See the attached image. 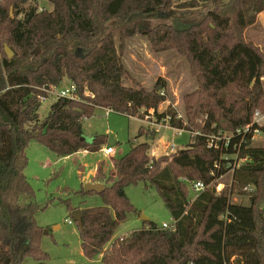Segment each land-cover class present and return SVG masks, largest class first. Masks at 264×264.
<instances>
[{"label": "trees", "instance_id": "trees-1", "mask_svg": "<svg viewBox=\"0 0 264 264\" xmlns=\"http://www.w3.org/2000/svg\"><path fill=\"white\" fill-rule=\"evenodd\" d=\"M28 1L34 6L26 10ZM49 1L51 11H40L38 0H0V48L7 46L14 53L9 59L6 50L0 52V264H25L27 257L35 264L50 260L40 246L45 231L36 221L43 209L25 173L33 141L61 157L99 152L109 135L85 140L83 130L84 121L99 108L132 118L154 111L158 122L170 118L172 129L199 130L191 115L185 123L172 108L159 114L167 101L166 94L161 95L167 91L162 78L151 91L133 80L132 86L127 84L132 78L123 63L122 46L116 44L115 33L132 16L155 15L172 0ZM211 1L188 0L180 7L195 10ZM229 1L221 13L210 14L213 38L206 34L207 20L192 30H172L169 36L170 43L198 64L202 91L209 98L225 91V98L215 100L222 113L207 112L201 133L172 156L155 158L148 142L133 141L126 155L112 160L109 174L104 163L98 164L93 182L103 184L104 191L98 194L82 187L72 195L97 196L101 205L84 209L73 207L71 200L66 204L71 216L82 213L83 226H77L89 260L101 256L103 264H264V147L252 142L254 130L260 128L264 134V126L253 124L255 111L264 113V55L243 39L264 13V0ZM235 28L238 33L231 34ZM64 79L76 85L80 100H59L41 121L38 97ZM198 108L202 110V104ZM222 120L231 134L248 126L251 130L210 148L209 137L217 135ZM234 156L247 160L234 171L237 186H256L248 205L232 203L234 187L216 192L218 180L234 167ZM182 179L203 183L205 191L191 200L193 191ZM139 184L156 189L176 228L162 229L145 221L143 229L114 239L121 224L139 215L126 193Z\"/></svg>", "mask_w": 264, "mask_h": 264}, {"label": "rangeland", "instance_id": "rangeland-1", "mask_svg": "<svg viewBox=\"0 0 264 264\" xmlns=\"http://www.w3.org/2000/svg\"><path fill=\"white\" fill-rule=\"evenodd\" d=\"M186 1L188 0H172L170 6L152 16L142 14L137 17L132 16L120 31L115 33V37L117 47L122 46V51H120L123 63L132 78L127 81V84L132 86L133 80L141 87L151 91L157 80L162 78L167 84V91L164 90L167 101L159 107V114L172 108L176 112L177 119L183 120L185 123L188 122L191 115L192 119L195 118L199 130H194V132L185 130L180 133L170 126H168L169 128L164 127L161 122L157 121L154 114L150 120H147L145 116L132 118L114 111L107 115L106 110L99 108L94 117L83 123L84 139L90 140L96 135H104L108 132V135L115 137L116 143L114 145L107 144L104 147H112L115 150L114 155H106L103 150H100L94 153L80 151L69 157H61L37 141L30 144L27 152L29 164L25 173L35 192V201L43 209L37 214L36 221L38 226L45 231L41 237L40 246L44 252L49 254L48 264H103L101 256L89 260L83 255L79 228L66 206L70 200L73 207L80 206L84 209L101 205L97 196L82 199L72 195L73 192L80 191L86 184L94 181L98 164L104 163L105 173L109 174L112 170V160L126 155L130 151L133 141L136 143L148 142L151 145L150 155H159L155 158L172 156L190 144L191 136L194 137L201 133L200 128L208 119L207 112L216 110L218 116L222 113L219 106H215V100L222 96L225 98V91L222 94L217 93V96L212 99L209 98L208 94L202 91L204 79L198 64L185 50H180L176 47L177 45L170 43L169 36L172 30H192L207 20L205 28L209 29V32L206 34L213 38L215 33L212 30L213 24L209 22L210 14L221 13L231 2L229 0H213L207 4H200L195 10H188L180 7V4ZM37 4L40 10L51 11L54 9L49 0H38ZM30 6H34L32 1H28L24 5V9L28 10ZM230 14L235 24V14L232 12ZM120 32L124 34L122 38ZM237 33L235 28L231 34L236 35ZM243 39L245 42L257 46L264 55V13L257 17V23L254 26L243 33ZM223 44H225V39ZM2 47L3 50L0 48V52L3 54L6 46ZM262 81L264 83V74ZM70 84L68 79H64L59 86L66 88ZM85 95L90 96V93L87 92ZM40 104L39 116L43 121L49 115L54 102L43 104L40 102ZM201 104L202 110L198 108ZM207 106L209 108H206ZM221 124L222 127L217 135L209 137L210 142L213 139L217 141V138H219L218 141H222L231 135V132L225 131V120H222ZM140 128L143 130V136L139 138ZM253 146L264 147V134L253 141ZM157 148H160L161 152H158ZM246 186L239 188L234 180V172L230 171L218 180L216 192L219 188L228 191L234 187L232 203L248 205L250 197L244 194ZM188 188L192 192L191 187ZM126 193L139 215L130 216L128 221L121 224L114 239L143 229L146 221L144 218L157 223L160 227L164 223L169 225L173 223L169 210L155 188L139 184L129 187ZM194 197V193H191V200ZM70 220L73 221V224H69ZM109 246L107 245V248ZM25 264H35V262L31 257H27Z\"/></svg>", "mask_w": 264, "mask_h": 264}, {"label": "built area", "instance_id": "built-area-1", "mask_svg": "<svg viewBox=\"0 0 264 264\" xmlns=\"http://www.w3.org/2000/svg\"><path fill=\"white\" fill-rule=\"evenodd\" d=\"M40 10V8H39ZM46 9H41L40 11H44ZM43 94H41V96L39 97L40 102L43 103H47V102H58L61 99H66V100H72V101H78L80 100L79 94L77 93V87L75 84L71 83L68 87L66 88H61L60 86H52L48 89H43ZM161 95L165 96V91H161ZM106 110L107 115H109L112 110L110 109H104ZM154 114V111H150L148 114H145V118L147 120L151 119V116ZM155 115V114H154ZM169 122H170V118H167L166 120H164L163 122H161L164 127L166 126V128H169ZM161 124V125H162ZM253 124L257 125L258 127H262L264 126V114L256 111L254 113L253 116ZM176 130V129H174ZM251 130V126L245 127L243 129H238L236 130L233 134H231L230 136L226 137L224 140H222L224 142L225 145V140L226 141H230V139H232V136L235 135H241V134H247L249 133ZM178 132H183L182 130H176ZM261 135H263L262 131L260 128L254 130L253 136H252V142L256 140L257 137H260ZM219 140V138H217V141ZM215 139H213V141L210 143L209 147L213 148V147H217ZM106 155H114L115 154V150L112 147L109 148H104L102 149ZM234 160H236L234 167L230 170L232 172H234L237 168H240L247 160L246 159H238L237 156L232 157ZM225 159V157H224ZM228 159V158H226ZM218 165V164H217ZM229 171V172H230ZM184 182H186L192 189L195 198L201 194L202 192L205 191V185L201 182H191L188 179H182ZM222 191V189H218L217 194H220V192ZM256 192V186L255 185H248L244 188V194H246L247 196L251 197L254 193ZM262 210L264 212V204L262 205ZM69 224H73V221H69ZM162 229H168V230H175L176 228V223L173 221V223L171 225L164 223L161 226Z\"/></svg>", "mask_w": 264, "mask_h": 264}, {"label": "water", "instance_id": "water-1", "mask_svg": "<svg viewBox=\"0 0 264 264\" xmlns=\"http://www.w3.org/2000/svg\"><path fill=\"white\" fill-rule=\"evenodd\" d=\"M5 50H6V53L8 55V58L11 59L13 57L14 53L7 46H6ZM115 143L116 142L114 140V136L110 135L109 144L114 145ZM84 189L87 192H96V193L100 194L104 191L105 186L103 184H99V183H97V184L88 183L84 186ZM72 217H73L74 221L77 223V225L79 226V228H82V226H83L82 225V213L80 211H75V212H73ZM144 219L147 221L146 218H144Z\"/></svg>", "mask_w": 264, "mask_h": 264}, {"label": "crops", "instance_id": "crops-1", "mask_svg": "<svg viewBox=\"0 0 264 264\" xmlns=\"http://www.w3.org/2000/svg\"><path fill=\"white\" fill-rule=\"evenodd\" d=\"M260 19V18H259ZM260 21V20H259ZM107 135H108V132L106 133ZM115 138V137H114ZM109 139H110V135H109ZM109 139H108V144H109ZM156 148V146L154 147V149ZM160 148H157V150H158V152H161V149L159 150ZM152 153H153V149H152ZM153 156L154 157H158L159 155H154L153 154ZM115 160V159H114ZM112 166H113V164H112ZM92 182V181H91ZM92 184H97V183H94V182H92Z\"/></svg>", "mask_w": 264, "mask_h": 264}]
</instances>
